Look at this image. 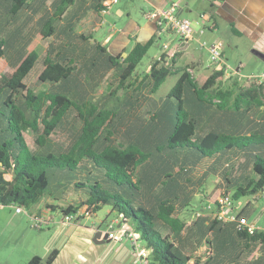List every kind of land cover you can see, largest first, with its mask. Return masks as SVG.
Here are the masks:
<instances>
[{
  "label": "trees",
  "instance_id": "1",
  "mask_svg": "<svg viewBox=\"0 0 264 264\" xmlns=\"http://www.w3.org/2000/svg\"><path fill=\"white\" fill-rule=\"evenodd\" d=\"M72 2L58 1L17 60L6 58L0 34V206L26 209L50 195L51 170L64 178L57 187L75 197H59L66 202L63 215L79 209L94 215L109 204L149 250L150 264H250L264 230L249 233L203 208L220 195L235 200L264 190V82L243 83L222 66L196 80L187 70L195 65L174 71L164 55L140 75L137 66L154 37L136 42L124 57L95 43L105 54L101 68L92 51L74 56L69 47L62 55L51 46L40 56L36 44L55 33L57 14ZM29 6V0H0L3 25L23 28ZM38 9H31L36 17ZM109 71L114 82L97 97ZM172 72H179L177 80L157 97ZM37 74L39 89L31 84ZM203 159L214 166L202 167L203 177L194 179ZM211 173L220 183L206 194L202 187ZM197 192L206 204L186 223L181 214ZM57 253L34 255L25 264H52Z\"/></svg>",
  "mask_w": 264,
  "mask_h": 264
},
{
  "label": "crops",
  "instance_id": "2",
  "mask_svg": "<svg viewBox=\"0 0 264 264\" xmlns=\"http://www.w3.org/2000/svg\"><path fill=\"white\" fill-rule=\"evenodd\" d=\"M58 1L29 0L28 15L31 16L32 7L36 6L40 9V19L43 20V18L52 14ZM171 1L173 0H118L111 5L107 12H104L98 8L101 3L99 0H73L72 4L65 11L56 16L55 22L59 26L57 36L53 34L49 39L39 41L35 48L38 51L37 46L39 43L45 42L46 46L42 52L38 51L40 56H43L49 48L53 47L54 50L55 46H63L64 44L61 43L63 41L66 42L65 45L68 48L70 47L74 56H79L81 52H86L91 56V53L88 51H92V55L99 59V66L101 68L105 66V54L98 52L94 45L95 43H99L109 54L115 56L121 54L124 57L136 42L145 43L151 37H154V42L158 43L162 36L173 33L172 31H160L156 21L147 16L149 10L166 7ZM211 4H213V8L210 9ZM199 8L208 9L207 15L205 13L201 14L205 15L202 19L210 21L208 25L210 29L217 28L218 22L221 19L228 22L237 35L250 40L253 51L259 56H257V65L254 68H248V70L251 73L258 70L257 73L264 71V0H223L221 2L187 0L185 6H180L177 14L188 18L187 16L192 11H197ZM105 23L115 32L101 33V27ZM117 24L119 27H116ZM111 25H115V27L112 28ZM204 33V30L198 31L200 35H204ZM213 42H220L222 44L217 39ZM53 43H56V45ZM69 43L71 46H69ZM180 44L184 43L180 40L176 44L174 47L176 49L175 53L173 50L167 51V48L162 50L155 58L164 55L165 65L172 66V70L174 71L193 64L195 67L190 68L193 70L191 74H194L195 70L200 66L201 60L192 56V59L185 62L184 66H177L178 59L183 55V50H178ZM68 52L64 50L62 55H67ZM172 52L174 53L173 56ZM246 66V62L241 63V67L245 68ZM3 67L6 71L10 70V66L7 63ZM236 69L239 70L238 67ZM226 74H228L227 71ZM219 183L218 177L214 186ZM203 187L202 191L204 192ZM196 194L198 195L199 192ZM262 198H264V190L253 196L254 202H258L259 206L260 201L257 200H262ZM201 203V206L205 205L206 199L203 198ZM251 204V201L248 200L240 209L235 210L233 207V210L235 213H241L242 217L254 222L259 229L264 230V226L260 224V220L264 216V205L256 210L258 205L253 206ZM47 205L50 207H47ZM51 206L55 205L43 200L39 206L28 211L29 214H35L43 219L44 222L39 228L33 225L32 228L30 217L27 218L22 212H16L13 208L14 212H7L1 216L5 217L4 220L0 217V226L8 227H5L6 232L11 231L16 236L15 233L23 230L20 237L16 236L15 242L12 245V254L17 258L16 264H25L34 255L45 258L54 249H57L58 253L52 264H138L132 252L131 243L128 240L115 242L108 237L104 239L105 227L109 222L117 220L118 217L114 215L112 219L106 221V219L97 218L94 214L92 215L96 218L94 223L87 220L89 215H85L75 222L68 223L62 218L48 214L46 210L53 209ZM186 210L187 208L183 210V213ZM1 211H4V208H0ZM253 212L255 214L254 219H249V214ZM84 218L87 219L84 220ZM5 221L6 224H3ZM103 223H105V227H102ZM118 224L117 222L116 226ZM2 258L0 250V264H4ZM250 264H264V244L258 245L255 251L251 253Z\"/></svg>",
  "mask_w": 264,
  "mask_h": 264
},
{
  "label": "rangeland",
  "instance_id": "3",
  "mask_svg": "<svg viewBox=\"0 0 264 264\" xmlns=\"http://www.w3.org/2000/svg\"><path fill=\"white\" fill-rule=\"evenodd\" d=\"M120 1H124V0H120ZM176 1L179 3L180 6L183 7L185 6V3L187 0H176ZM136 9L138 10L137 7ZM201 13H205V15H207L208 9L199 8V10L198 9L197 11L194 10L190 13V15L187 16L188 19L191 21V25L194 29V38L192 39L191 42L180 44V46L178 47V50L180 51L183 50V55L178 59L176 63L177 66L179 67L184 66V63L187 61H190L192 59V56H194L195 58H199L201 60L200 66L198 67V69L195 70L194 74L192 75L193 77H195L196 80H201L202 77L206 76L211 71V67H207L209 63V60H208L209 51L207 48L201 47L200 42H205L207 45H210V44H213L214 43L213 41L217 39V40H220L223 44L222 46L223 56L222 57H223L224 63L226 64V67H227L226 70L228 72L226 76L237 77L239 81L246 83L248 82L247 81L248 77L252 75H258L260 73V72L257 73L259 70L257 72H252V73L248 70V68H254L257 65V60H258L257 56H259L253 51L250 40H248L247 38L243 36L237 35L233 31L231 25L228 22L221 20L220 17H218V19L220 20L218 22L217 28L210 29L208 27V25L210 24V21L202 19L200 17ZM40 14H41L40 9H38V13H37L38 17H36L32 13L30 20L25 22V26L23 23V20H24V16H23L22 17L23 28L21 29L6 28V26L3 25L2 18L0 17V34L1 33L3 34V39L5 40V55L7 59L15 58L17 60L19 51H21L22 47L25 44L34 41L35 36H36V33H35L36 28L41 29V26H42V20L40 19V16H41ZM53 25H54V30H55L54 35L57 36V33L59 31L58 30L59 26L57 25L56 22H54ZM111 27L114 28L115 25H111ZM116 27H119V25L117 24ZM101 28H102L100 30L101 33L112 31L107 23L102 25ZM201 29L205 31L204 35L198 34V31ZM114 32L115 31H112L111 33H114ZM50 37L51 36H49L48 39ZM180 40L181 39L177 34L169 33L166 36H162L161 40H159L158 43L156 42L152 43L148 49L147 54L141 59V61L139 62L137 66V71L140 73V75L149 71L151 61L162 50H164L161 44L163 45L165 42H168L169 48L167 49V51L176 50L174 49V47L176 46V44H178V42H180ZM55 41L58 42L57 40ZM61 43H63L64 45L59 46V47L55 46L52 53H55V54L57 52L63 53L64 50H68V47L65 45L66 42L61 41ZM53 44L56 45V43H53ZM45 46H46L45 42L41 44L39 43V45L37 46L38 51L42 52ZM244 62L247 63V66L245 68L241 67V63H244ZM237 67L239 68V70L236 69ZM178 74L179 72L177 73L172 72L166 77V79L161 84L160 88L158 89L156 93L157 97L161 95L163 96L168 93V91L171 89V87L177 80ZM114 79H115V75L113 74V72H109V75L106 81L101 83V86L97 89L96 96L99 97L103 95L108 85H110V82H114ZM31 84L35 89H39L42 86L41 84H39L38 74L35 75L31 79ZM114 99L115 98H113L112 100ZM2 120H4V117L0 113V128H1ZM26 136L29 137V133H26ZM197 165H198V168H197L198 172L194 179H196L197 177L202 178L203 177V173L201 172L202 169L207 168L211 165L214 166V162H209L208 159H203V160H199ZM211 171L213 172L214 170H211ZM46 176L49 180L48 191L50 192V195L46 193L42 197V199L32 204L30 207L26 208V210L28 212L34 207L39 206L43 200H46L55 205L53 209H49V210L47 209L46 210L47 213L55 217L63 218V214L61 212L60 207L61 206L65 207L66 202L63 201L59 197H64V196L70 197V196L66 195L65 194L66 192H63L62 189L57 187V182H59L60 180H63L64 178H62L59 174L55 173V171H51V170H46ZM6 177L9 178L10 175H6ZM150 177L151 179H153L152 176ZM217 178H218L217 175H213L212 173L210 174V176L208 177L203 187L204 188L203 190L206 194L212 190ZM76 198H77V195H76ZM203 198H204L203 194L201 193H199L198 195L195 194L192 197L190 201V205L187 207V210L183 213V216H182L183 220L186 223H189L190 221H192V219H194V216H196L197 210L201 207V204H202L201 200ZM73 199H75V197H70V200H73ZM248 200L251 201L252 203L251 205L253 206L258 205L256 210H258L260 206L264 205V198H262V200H257V201H260V206H259V204H257L258 202H254L253 196L248 195V196H241L233 200V207L235 208V210H238L243 205H245V203ZM43 205H44V202H43ZM0 208H4V211L0 212V217H1L5 213L13 211L14 206L12 205L0 206ZM81 210L83 211V209ZM23 214L27 218L29 217L28 214H25V213ZM95 215L97 218L106 219L107 221L109 219H112L115 213L111 210V206L109 204H105L95 213ZM248 217L249 219H254L255 217L254 212L250 213ZM87 218H84V220L87 219L89 222H94V223L96 221V218H94L92 215H89ZM1 219L4 220L5 217H1ZM76 219H79V218L77 217ZM30 223H31L30 224L31 227L33 228L32 221ZM3 224H6V221ZM260 224L264 226V216H262L260 220ZM5 227L8 228L7 226ZM5 227L0 226V250L3 256L2 260L4 261V264H16L17 258H15L12 254V245L15 242L16 236L20 237V234L23 233V230H20L19 232L15 233L16 234L15 236L11 231L6 232ZM102 227H105V223L102 224ZM105 228H107V226ZM163 232L165 233L166 231L163 230ZM227 237L228 239L233 238L231 235H228ZM228 241H229L230 248L233 250L235 248V245L232 244L230 240ZM141 244L143 245L142 241H141Z\"/></svg>",
  "mask_w": 264,
  "mask_h": 264
},
{
  "label": "built area",
  "instance_id": "4",
  "mask_svg": "<svg viewBox=\"0 0 264 264\" xmlns=\"http://www.w3.org/2000/svg\"><path fill=\"white\" fill-rule=\"evenodd\" d=\"M118 0H104L103 1V10L107 12L112 4L116 3ZM180 8L179 3L176 0L171 1L166 7L155 8L149 10L147 12V16L151 19H154L158 25L160 31H172L177 34L181 42L189 43L194 38V29L191 25V21L188 18L181 17L177 14L178 9ZM201 18H204L205 15L201 14ZM201 31H203L201 29ZM163 49L169 48V43L165 42L163 45ZM200 46L207 48L209 51V63L208 67L216 68V67H224L225 71H227L226 64L223 60V48L220 42H214L213 44L207 45L205 42H200ZM175 53L176 51L173 50ZM172 52V56L173 53ZM187 70L192 73L193 70L188 67ZM248 82L260 83L264 82V71L259 73L258 75H252L247 78ZM14 206V210L16 212H22L28 214L30 219L32 220V225L36 228H39L44 222L43 219L35 214H29L27 210L19 205ZM203 209L210 211L214 216L223 221L235 222L238 228H243L249 233H253L258 227L256 224L245 217H238L237 213L233 210V200L229 195H220L216 199L215 205H206ZM200 212L197 211L196 215ZM83 216V211L79 209L75 213L64 214L63 220L70 223L75 222L78 218ZM119 223L116 226V223ZM107 237L115 242H120L122 240H129L132 247V252L138 262V264H150L149 259V250L145 248L137 234L126 225H121V222L117 220H113L107 224Z\"/></svg>",
  "mask_w": 264,
  "mask_h": 264
},
{
  "label": "water",
  "instance_id": "5",
  "mask_svg": "<svg viewBox=\"0 0 264 264\" xmlns=\"http://www.w3.org/2000/svg\"><path fill=\"white\" fill-rule=\"evenodd\" d=\"M107 228H106V232L103 234V236H104V239H106V237H107Z\"/></svg>",
  "mask_w": 264,
  "mask_h": 264
}]
</instances>
